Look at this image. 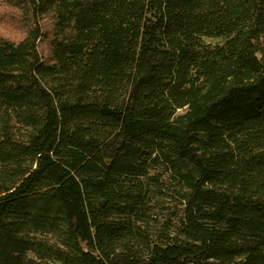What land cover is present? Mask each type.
Masks as SVG:
<instances>
[{
  "label": "trees",
  "instance_id": "1",
  "mask_svg": "<svg viewBox=\"0 0 264 264\" xmlns=\"http://www.w3.org/2000/svg\"><path fill=\"white\" fill-rule=\"evenodd\" d=\"M0 26V264H264V0H0Z\"/></svg>",
  "mask_w": 264,
  "mask_h": 264
},
{
  "label": "rangeland",
  "instance_id": "2",
  "mask_svg": "<svg viewBox=\"0 0 264 264\" xmlns=\"http://www.w3.org/2000/svg\"><path fill=\"white\" fill-rule=\"evenodd\" d=\"M42 24L44 30H50L51 21L49 17H44L42 19ZM3 29L5 28L0 26V31H3ZM204 40L212 44L219 43L221 41L220 39L208 37H205ZM262 42L264 46V39ZM49 48V38H44L39 42V49L45 59L49 58ZM171 199L172 197L169 194V191L166 190L165 193L159 195L158 201L155 202V205L151 207L150 210H147L145 213L140 215V222L149 233L155 234L160 229L168 226L173 230L177 229L178 221L177 218L173 217L175 206L173 200ZM53 264L61 263L53 262Z\"/></svg>",
  "mask_w": 264,
  "mask_h": 264
}]
</instances>
